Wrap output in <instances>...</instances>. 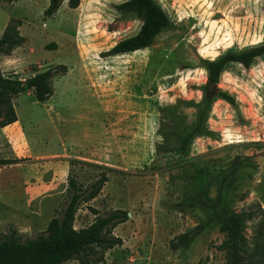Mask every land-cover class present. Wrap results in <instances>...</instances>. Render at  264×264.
Returning a JSON list of instances; mask_svg holds the SVG:
<instances>
[{"label": "rangeland", "instance_id": "374dc122", "mask_svg": "<svg viewBox=\"0 0 264 264\" xmlns=\"http://www.w3.org/2000/svg\"><path fill=\"white\" fill-rule=\"evenodd\" d=\"M124 1L81 0L76 9L67 1L45 17L47 0L15 7L0 0V37L11 18L23 21L25 37L10 55L0 52L4 74L25 79L68 67L53 79L47 102L27 89L10 101L17 122L0 125V160L13 162L0 165V238L10 228L25 237L44 232L66 205L69 175L87 186L106 172L108 181L80 205L74 223L91 224L92 208L129 211L115 229L123 244L107 252L105 264H226L213 210L193 206L189 196L203 190L215 198L232 169L231 207L264 210V57L251 68L231 63L213 96L205 62L264 42V0H156L170 27L149 48L104 56L140 29L135 14L116 9ZM161 121L180 128L204 123L187 156L156 152Z\"/></svg>", "mask_w": 264, "mask_h": 264}, {"label": "trees", "instance_id": "16d2710c", "mask_svg": "<svg viewBox=\"0 0 264 264\" xmlns=\"http://www.w3.org/2000/svg\"><path fill=\"white\" fill-rule=\"evenodd\" d=\"M10 1L15 3L18 0ZM64 1L49 0L44 11L45 17L55 15ZM80 2L81 0H68V6L75 9ZM116 9L121 13L135 14L142 23L137 33L117 41L104 56L130 54L149 48L171 25L170 17L156 0H126L117 4ZM22 25L23 21L19 18L9 20L0 37V52L10 55L14 49L24 44L25 37L20 31ZM263 56L264 42L244 49H230L205 62L208 81L218 85L223 72L231 63L251 68ZM67 72V65L60 64L21 79L4 74L0 68V109L7 106L1 127L18 120L15 108L10 103L12 99L25 90L32 89L39 102H47L54 95L53 79ZM218 94L220 98L235 104V98L231 94L221 90ZM203 126V122L197 121L191 127L180 128L161 121L158 133L162 140L156 144V152H179L187 156L194 137L202 133ZM11 163V159L0 160V165ZM107 181L106 172H102L97 180L87 186L69 175L66 205L62 214L53 217L47 229L34 237H25L17 229L10 228L0 238V264H64L70 260H77L80 264H105L107 252L123 244V238L115 233V229L129 220V211L117 208L99 214L92 208L96 217L91 224L78 229L74 223L80 205L96 198ZM234 181L235 174L230 169L220 178L215 198L209 197L203 190L193 192L189 197L193 200V206L200 205L213 210V220L225 234L222 248L227 252L226 264H264V210L260 204L258 211L248 208L238 212L232 208L227 193ZM250 221H254L253 235L248 239L246 230Z\"/></svg>", "mask_w": 264, "mask_h": 264}, {"label": "water", "instance_id": "95a60500", "mask_svg": "<svg viewBox=\"0 0 264 264\" xmlns=\"http://www.w3.org/2000/svg\"><path fill=\"white\" fill-rule=\"evenodd\" d=\"M216 89H217L216 83H214V82H208L207 83V94H208V96H213L215 94Z\"/></svg>", "mask_w": 264, "mask_h": 264}, {"label": "crops", "instance_id": "0c3cea01", "mask_svg": "<svg viewBox=\"0 0 264 264\" xmlns=\"http://www.w3.org/2000/svg\"><path fill=\"white\" fill-rule=\"evenodd\" d=\"M20 1H21V0H18V2H16L15 5H14L13 7H15ZM47 1H49V0H47ZM67 1H68V0H65V1L63 2V4L66 3ZM63 4H62V6H63ZM62 6H61V7H62ZM13 7H12V8H13ZM60 9H61V8H60ZM60 9H59V11H60ZM75 9H76V8H75ZM8 20H9V19H8ZM8 20L4 22V24H3L4 27H6V25L8 24V22H9ZM115 43H116V42H115ZM133 53H134V52H133ZM130 54H131V53H130ZM122 55H126V54H122ZM115 56H120V55H115ZM108 57H109V56H108ZM263 57H264V56H263ZM116 58H117V57H116ZM260 58H261V57H260Z\"/></svg>", "mask_w": 264, "mask_h": 264}]
</instances>
